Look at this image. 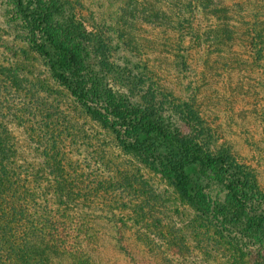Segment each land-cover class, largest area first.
Returning <instances> with one entry per match:
<instances>
[{"label":"trees","instance_id":"obj_1","mask_svg":"<svg viewBox=\"0 0 264 264\" xmlns=\"http://www.w3.org/2000/svg\"><path fill=\"white\" fill-rule=\"evenodd\" d=\"M9 1L27 25V45L63 92L39 83L0 44V264H95L103 247L97 221L106 222L128 264H154L126 239L134 226L128 221L137 223V210L146 204L136 200L132 180L126 185L113 175L107 185L102 182L113 166L106 156H90L70 132L73 118L65 112L64 94L113 134L124 153L165 179L209 226L233 233L236 254L264 264V189L254 169L219 141L190 79L194 49L207 56L215 43L243 48L256 74L264 76V0L127 4L132 18L167 24L172 32L186 81L181 96L162 86L150 66L116 58L114 32L104 25L89 29L80 19L89 9L83 0ZM124 37L118 34L116 43L122 39L126 46ZM112 80L125 90H115ZM258 121L264 131V101ZM126 187L127 197L120 193Z\"/></svg>","mask_w":264,"mask_h":264},{"label":"rangeland","instance_id":"obj_2","mask_svg":"<svg viewBox=\"0 0 264 264\" xmlns=\"http://www.w3.org/2000/svg\"><path fill=\"white\" fill-rule=\"evenodd\" d=\"M83 1L89 9L80 13V19L89 29L99 26L103 29L104 25L114 32L112 42L117 48L116 58L126 61L128 66H150L156 71L162 86L181 96L182 84L186 81L181 78L171 45L173 35L167 24L147 23L144 15L143 19L132 18L125 8L135 0ZM155 2L139 0L136 7L147 8ZM118 34H125L126 46L119 44L122 39L116 43ZM28 39L27 25L12 3L0 0V44L6 46L1 51L20 59L22 66L49 90L63 92L49 77L33 48L27 45ZM209 52L206 56L202 48L194 49L190 63V79L197 88L202 114L209 123L217 125L221 136L219 141L230 145L239 161L254 169L264 189V131L258 121L264 101L261 95L264 91L259 86H264V76L256 74L243 48L230 43L225 46L215 43ZM110 82L115 90H125L116 80ZM64 95L65 112L73 118L69 123L70 132H74L76 140L82 143L81 148L90 156H106L109 166H113L111 169L106 164L108 169L101 176L102 182L107 185L113 175H120L126 185L132 180L138 190L136 200H143L146 204L137 210V223L128 221L134 226L127 229L126 239L134 244L137 254L154 264L251 263L236 254L233 233L224 235V231H218L219 225L209 226L178 197L165 179L124 153L117 146L113 134L84 116ZM16 132L21 140L22 132ZM127 189L120 193L127 197ZM97 223L103 247L94 255L95 264H128L114 247L106 222ZM53 264L60 263L54 261Z\"/></svg>","mask_w":264,"mask_h":264}]
</instances>
